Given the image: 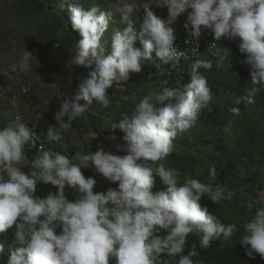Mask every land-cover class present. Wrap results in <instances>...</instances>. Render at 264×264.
Listing matches in <instances>:
<instances>
[{"label":"clouds","instance_id":"obj_1","mask_svg":"<svg viewBox=\"0 0 264 264\" xmlns=\"http://www.w3.org/2000/svg\"><path fill=\"white\" fill-rule=\"evenodd\" d=\"M155 6L167 8V19L158 17L146 0L137 31L135 4L129 0H119L115 11L70 0L71 29L81 39L74 44L69 62L91 71L81 77L74 92L64 95L54 116L58 126H49L44 136L19 116L0 128V234L13 230L11 238L17 246L10 250L8 264H166L163 257L175 264H195L197 245L185 254L190 236L198 238L201 249L214 241L233 239L237 225L225 226L201 203L207 197L219 204L231 199L232 193L197 179L181 183L179 172L160 162L174 151L179 134L193 127L205 110L212 111L214 96L201 71L225 61L218 55L222 51L216 42L238 41L251 81L237 103H255L257 91L264 88V0H157ZM117 13L126 24L123 31L115 27ZM184 15L188 42H194L197 50L202 33L216 42L206 43L208 48H201L198 59L171 73L168 65L176 68L187 55L174 46V26ZM33 57L28 49L22 52L19 69L32 71ZM157 60L170 75H190L189 82L149 93L130 115H120L119 123H111L113 135L108 139H117V130L123 133L118 149L125 154H113L102 143L92 152L65 154L69 145L63 133L73 122L94 102L109 108V89L127 83L130 73H141L145 64ZM0 75L9 73L0 71ZM166 80L162 79L165 85ZM230 111L240 115L238 107ZM38 142L44 145L43 151L29 149ZM26 160L30 163L27 173L19 166ZM92 168L116 187L95 191L97 180L82 171ZM215 175L212 166L209 176ZM157 180L163 190L154 191ZM39 186L56 190L39 196ZM247 208L254 213L243 222L240 244L252 260L257 254L264 259V191ZM4 250L0 242V254Z\"/></svg>","mask_w":264,"mask_h":264},{"label":"rangeland","instance_id":"obj_2","mask_svg":"<svg viewBox=\"0 0 264 264\" xmlns=\"http://www.w3.org/2000/svg\"><path fill=\"white\" fill-rule=\"evenodd\" d=\"M145 2L146 0H129V3L135 4L133 19L137 24V31L140 30L139 23L144 13L143 5ZM148 2L152 6L151 10L158 17L167 19V8L156 7L157 0H148ZM69 3L70 0H0V71L9 73L6 77L0 75V128L7 126L19 116L23 122L28 126L36 127L44 136L49 126H58L54 116L61 108L64 95L74 92L79 86L81 77H86L91 71L85 67L75 68L69 62L70 52L74 44V41L69 40V34L74 31L71 29ZM83 3L85 7L98 5L105 11L107 7L115 11L116 6H119V0H83ZM114 18L116 20L115 27L123 31L126 27L123 17L117 13ZM186 23L187 16L184 15L179 18L178 23L174 26L175 44L177 45L190 40L188 31L184 27ZM179 37H182V41L178 39ZM79 39H81L80 36ZM76 41L78 40L75 39ZM215 42L212 35L205 32L201 34L198 44L202 49H207L206 43ZM216 43L222 51L218 55H223L225 61L223 60L221 68L213 66L211 70H202L201 72L211 79L210 85L208 82L211 91H215V83L219 88L225 90L220 96L229 102L238 96L237 93L232 92V86H235L236 82L232 80L231 75H238V67L244 63L245 58L238 52H234V47H238V41L222 40ZM136 46H141L139 41H137ZM27 49L36 58L33 57L32 71L25 73L19 69V60L20 54ZM153 58H155V53H153ZM205 60H209V58ZM184 64H188V59H184L179 68L184 67ZM13 65L16 67L14 68ZM164 77H167V85L162 82ZM181 80V77L168 74L164 64L158 60L155 64H145L141 73H130V79L127 83L119 86L114 84L109 89V108H104L94 102L82 117L73 122V127L63 133L64 142L69 145L68 152H92L98 144L102 143L108 146L109 151L113 154L124 155L125 153L118 149V145H123L121 139L123 133L117 130L114 133L117 137L115 140L106 137V135H113L109 129L111 123H119L120 115L125 113L130 115L144 96L159 91L165 86H177ZM196 124H198V128L193 129L194 133L203 129L200 123ZM102 134L105 136L103 139L101 138ZM174 142L178 143V140ZM48 146L49 144H46V147ZM33 148L42 151L43 146L36 144L29 146L30 150ZM175 148L178 149V147ZM174 152L175 150L172 153ZM171 159L167 158L160 163H163L167 168L179 170V180L194 179L188 167L180 168ZM19 166L27 173L30 163L26 160L21 162ZM195 168L193 166L192 169ZM82 171L86 177L93 176L97 180L95 191L97 189L106 191L109 187H116L98 175L94 168ZM195 176L197 178L205 176L206 181H211V177L202 173V170L195 173ZM45 190L48 193L56 189L39 186L37 195L45 196ZM262 191H264V184ZM249 197L253 199L256 196L253 194ZM69 198H71L70 190ZM244 209L247 210L248 208ZM250 212L251 214L254 213L251 210ZM235 236L240 238L237 231L233 238ZM221 241L224 240L221 239Z\"/></svg>","mask_w":264,"mask_h":264},{"label":"trees","instance_id":"obj_3","mask_svg":"<svg viewBox=\"0 0 264 264\" xmlns=\"http://www.w3.org/2000/svg\"><path fill=\"white\" fill-rule=\"evenodd\" d=\"M69 36V40L74 41L75 44V39L79 40L80 35L73 31ZM234 48V52L242 55L238 47ZM238 70V75H231L232 80L236 82V85L232 86V92L237 93L238 96L228 102L221 97L222 91L225 90L214 83L216 89L212 91L214 96L211 104L212 111L205 110L197 121L201 124L202 131L194 133L193 129L198 128V124H195L179 134L176 138L178 143L174 142L178 149L175 148V152L168 156V159L176 156L171 159L174 164L179 165L180 168L188 167L194 179L211 184L213 187L222 185L227 192L232 193L231 199L221 201L219 204H213L207 197H204L201 203L208 206L209 211L216 215L225 226L236 224V231L240 238L235 236L233 240L226 242L214 241L209 248L201 249L198 238L195 235L190 236L185 254L193 244H196L198 255L194 257L195 264H264V259H261L258 254L255 260L249 258L240 244L241 235L243 237L245 234L243 222L251 214L249 209L244 208H247L248 202L252 200L249 196L254 194L257 197L264 184V88L257 91L255 103L238 104L237 100L245 94L251 81L248 65L243 63ZM189 77L190 75L183 77L179 83L187 84ZM207 80L210 85L212 81L209 76ZM240 88L241 90H238ZM237 107L240 109L239 116L233 115L230 111ZM230 121V127L225 131L224 126ZM104 137L102 134L101 138ZM193 166L196 167L194 170ZM212 166L216 168V175L215 178H211V181H206L205 176L200 178L195 176L199 170L209 175V169ZM177 171L180 173L179 170ZM184 181L185 179L180 180L181 183ZM163 188L164 186L157 180L154 191L163 190ZM44 194L46 196V190ZM12 231L10 230L6 235L0 234V242L4 244L5 249L4 253L0 254V264H8L10 250L17 247L12 242ZM162 259L166 264H175V261L170 258Z\"/></svg>","mask_w":264,"mask_h":264},{"label":"built area","instance_id":"obj_4","mask_svg":"<svg viewBox=\"0 0 264 264\" xmlns=\"http://www.w3.org/2000/svg\"><path fill=\"white\" fill-rule=\"evenodd\" d=\"M179 40L182 41V38H180ZM174 46L177 47L178 50L184 51L187 55H186V57H184V58L181 59L180 64L176 68H172L170 65H168L169 71L171 73L172 72H179V70L181 69L179 67L181 66V62L184 59H188V61H190V60L198 59L200 57V55H201V47H200V45H199L198 50H197L196 47H195V44L189 43L188 40L185 41L184 43H182L181 45L175 44ZM29 127L32 128L34 131H36L35 128H33L31 126H29ZM36 145H41V144L38 142V143H36ZM41 146H43V149H44V145H41ZM33 149H35V148H33ZM33 149H31V150H33ZM43 149H42V151H43ZM55 150L56 151H61L60 148H56ZM65 154H67V155H74L73 153L68 152V151ZM27 157H28L29 160H32L33 159V158L29 157V156H27Z\"/></svg>","mask_w":264,"mask_h":264}]
</instances>
